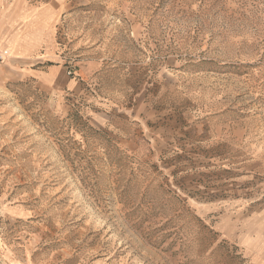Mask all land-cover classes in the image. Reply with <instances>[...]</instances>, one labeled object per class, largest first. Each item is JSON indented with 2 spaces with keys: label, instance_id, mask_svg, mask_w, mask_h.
Here are the masks:
<instances>
[{
  "label": "rangeland",
  "instance_id": "1",
  "mask_svg": "<svg viewBox=\"0 0 264 264\" xmlns=\"http://www.w3.org/2000/svg\"><path fill=\"white\" fill-rule=\"evenodd\" d=\"M67 4L0 63V261L264 264V0Z\"/></svg>",
  "mask_w": 264,
  "mask_h": 264
},
{
  "label": "crops",
  "instance_id": "2",
  "mask_svg": "<svg viewBox=\"0 0 264 264\" xmlns=\"http://www.w3.org/2000/svg\"><path fill=\"white\" fill-rule=\"evenodd\" d=\"M69 0H0V43L10 47L16 59H36L38 55L51 58L57 54L58 19ZM62 66L52 65L41 71L42 77L59 85ZM70 76V75H69ZM65 80V79H64ZM68 86L74 89L75 80ZM0 264H3L0 261ZM17 264V263H14Z\"/></svg>",
  "mask_w": 264,
  "mask_h": 264
},
{
  "label": "built area",
  "instance_id": "3",
  "mask_svg": "<svg viewBox=\"0 0 264 264\" xmlns=\"http://www.w3.org/2000/svg\"><path fill=\"white\" fill-rule=\"evenodd\" d=\"M10 55H11L10 50L6 47H3L0 43V63L7 62L11 57ZM68 75L72 76L73 75L72 71H69Z\"/></svg>",
  "mask_w": 264,
  "mask_h": 264
}]
</instances>
